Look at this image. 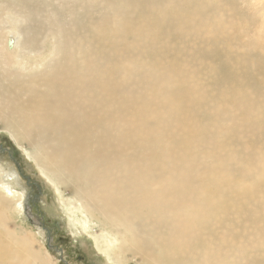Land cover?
<instances>
[{"label":"bare ground","instance_id":"obj_1","mask_svg":"<svg viewBox=\"0 0 264 264\" xmlns=\"http://www.w3.org/2000/svg\"><path fill=\"white\" fill-rule=\"evenodd\" d=\"M233 7L0 0V127L67 216L99 228L110 264H264V47L256 61L232 52L248 38L229 31ZM9 164L0 264H54L10 228L26 192Z\"/></svg>","mask_w":264,"mask_h":264},{"label":"rangeland","instance_id":"obj_2","mask_svg":"<svg viewBox=\"0 0 264 264\" xmlns=\"http://www.w3.org/2000/svg\"><path fill=\"white\" fill-rule=\"evenodd\" d=\"M232 2L234 7L229 18V31L236 32L234 28L237 26V31L246 32L248 38L241 35L234 40L233 35L229 40V46L237 56H245L256 61V56L264 47V0H232ZM191 45L195 46L196 42L191 41ZM219 54L224 57L221 51ZM43 57L45 58L46 55ZM173 57L176 58L177 54ZM213 62L216 60L209 56L196 60V64L202 67V73L206 72V65L209 66ZM263 75L264 68L258 71L256 77L262 79ZM26 156L11 136L0 127V160L9 161V166L12 165L16 171L18 170L21 186H24L26 192L23 194V203L15 204L9 212L10 228L15 230L18 227L20 230L22 227L23 231H28L34 237V248L42 247L43 252L54 264H110V261L99 251L100 248L107 246V243L101 239L106 237L101 234L97 226L82 223L85 218L80 212H76V215L71 217L67 216L70 207L63 208L57 186L49 182ZM19 189L17 191L22 192ZM73 193L70 188L65 191L66 196ZM258 199H264V194ZM37 218L39 223L35 221ZM80 231H85L84 235ZM95 239L99 241L98 247Z\"/></svg>","mask_w":264,"mask_h":264}]
</instances>
